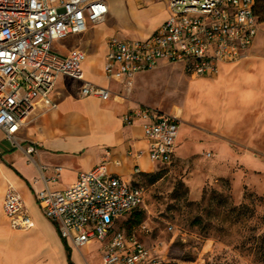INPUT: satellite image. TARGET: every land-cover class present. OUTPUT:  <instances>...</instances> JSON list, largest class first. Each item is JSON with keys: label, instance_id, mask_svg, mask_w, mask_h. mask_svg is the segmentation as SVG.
<instances>
[{"label": "built area", "instance_id": "2783aa9c", "mask_svg": "<svg viewBox=\"0 0 264 264\" xmlns=\"http://www.w3.org/2000/svg\"><path fill=\"white\" fill-rule=\"evenodd\" d=\"M165 1L168 17L149 36L107 38L103 74L108 80L125 84L165 64L181 66L189 76L211 77L221 65L243 58L252 46L260 23L254 0ZM107 13V0H0V132L4 140L19 146V131L32 112L38 107L55 108L51 92L59 76L81 81L84 96L110 98L109 87L84 79L81 49L61 54L52 48L54 41L86 32L88 24L103 21ZM135 118L141 120L149 159L169 164L179 117L139 106L124 116V122ZM34 149L29 143L26 153ZM144 188L108 174L99 165L79 172L65 190L38 191L37 203L59 235L75 248L104 242L101 264H187L165 260L133 232L118 228L120 217L143 205ZM2 212L11 228L33 226L22 196L10 183Z\"/></svg>", "mask_w": 264, "mask_h": 264}, {"label": "rangeland", "instance_id": "374dc122", "mask_svg": "<svg viewBox=\"0 0 264 264\" xmlns=\"http://www.w3.org/2000/svg\"><path fill=\"white\" fill-rule=\"evenodd\" d=\"M118 86L122 100L182 112L175 156L153 167L154 181L139 178L144 203L120 217L118 228L165 260L258 264L249 250L251 221L243 213L235 221L229 206L247 204L253 220L264 217V22L246 55L214 76H189L165 64Z\"/></svg>", "mask_w": 264, "mask_h": 264}, {"label": "crops", "instance_id": "0c3cea01", "mask_svg": "<svg viewBox=\"0 0 264 264\" xmlns=\"http://www.w3.org/2000/svg\"><path fill=\"white\" fill-rule=\"evenodd\" d=\"M107 5L108 13L103 21L88 24L82 34L54 41L52 48L59 43L60 49L56 52L61 54L81 49L85 53L84 79L109 87L110 98L84 96L80 91L81 81L59 76L51 92L55 108L38 107L32 112L19 131V146H12L0 132V264H101L105 243L93 241L77 249L63 239L56 225L41 212L38 191L45 187L65 190L75 182L79 172L99 165H104L108 174L127 182L150 173L158 165L148 157L141 120L124 122V116L141 105L119 97L114 90L120 83L104 76L103 65L108 37L114 34L134 39L149 36L168 17L167 4L165 0H107ZM73 37L76 40L66 46L60 43ZM176 114L182 118L181 111ZM29 143L35 149L27 154ZM8 183L22 196L33 221L29 229L11 228L2 212ZM97 247L101 252L92 255Z\"/></svg>", "mask_w": 264, "mask_h": 264}, {"label": "trees", "instance_id": "16d2710c", "mask_svg": "<svg viewBox=\"0 0 264 264\" xmlns=\"http://www.w3.org/2000/svg\"><path fill=\"white\" fill-rule=\"evenodd\" d=\"M254 14L257 17L259 22H264V0H254L253 5ZM140 174V172L135 173ZM147 176L150 181H154L156 179L155 174L150 173H143L139 176ZM139 178L136 180L131 181L132 184L143 186L140 183ZM205 197V196H204ZM140 207L131 210L130 212L138 210ZM230 212H237L234 217V220H238V215L240 213L247 214L245 219H250L251 226L248 227L250 231L253 233L249 236V250L251 251L253 259L258 264H264V217L258 218V220H253L254 210L252 207L248 206L247 204H240L239 206H229ZM239 221V220H238Z\"/></svg>", "mask_w": 264, "mask_h": 264}, {"label": "bare ground", "instance_id": "6f19581e", "mask_svg": "<svg viewBox=\"0 0 264 264\" xmlns=\"http://www.w3.org/2000/svg\"><path fill=\"white\" fill-rule=\"evenodd\" d=\"M177 115V114H176ZM178 116V115H177ZM179 117V116H178ZM180 118V117H179Z\"/></svg>", "mask_w": 264, "mask_h": 264}]
</instances>
